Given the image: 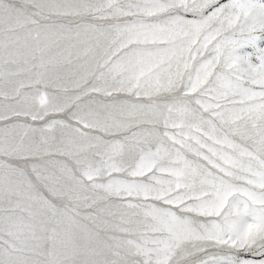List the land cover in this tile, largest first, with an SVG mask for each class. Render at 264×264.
Segmentation results:
<instances>
[{
  "label": "snow or ice",
  "instance_id": "1",
  "mask_svg": "<svg viewBox=\"0 0 264 264\" xmlns=\"http://www.w3.org/2000/svg\"><path fill=\"white\" fill-rule=\"evenodd\" d=\"M0 264H264V0H0Z\"/></svg>",
  "mask_w": 264,
  "mask_h": 264
}]
</instances>
